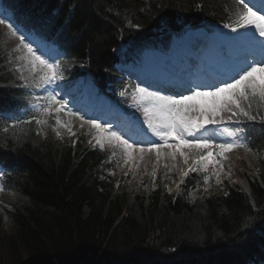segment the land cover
<instances>
[{"label": "trees", "instance_id": "16d2710c", "mask_svg": "<svg viewBox=\"0 0 264 264\" xmlns=\"http://www.w3.org/2000/svg\"><path fill=\"white\" fill-rule=\"evenodd\" d=\"M1 2L4 16L57 45L66 81L90 75L102 92L115 97L131 85L114 70L120 47L230 22L224 6L231 7L232 0ZM112 9L121 13L117 23L110 20ZM125 17L133 21L129 28L120 23ZM8 60L0 43V112L20 107L29 117L26 92ZM7 126L0 117V164L3 184L17 203L7 211L10 231L3 229L5 214L0 215V264H244L264 257V123L259 119L244 124L254 155L238 179L210 192L199 172L184 176L170 192L173 175L163 169L155 181L146 177L131 189L134 183L119 173V153L113 157L110 149L92 147L82 135L60 143L42 138L31 125L5 131Z\"/></svg>", "mask_w": 264, "mask_h": 264}, {"label": "snow or ice", "instance_id": "6c2138e0", "mask_svg": "<svg viewBox=\"0 0 264 264\" xmlns=\"http://www.w3.org/2000/svg\"><path fill=\"white\" fill-rule=\"evenodd\" d=\"M224 7L230 20L224 28L236 35L222 34L223 38L237 46L245 42L243 54L226 61V70L218 74L215 83L189 82L184 91L169 94L150 91L152 85L125 86L120 95L132 87L134 106L142 112L146 128L119 125L113 128L110 121L101 124L99 118L85 119L80 115L81 109H70L69 101L56 91V82L64 79L60 61L39 46L33 47L21 26L11 16H3L0 25L6 26L8 33L18 40L14 51L22 55L17 59L25 62L35 88L45 93L33 98L36 102L32 107L40 115L33 114L27 121L16 119L11 127L34 121L42 131L53 118L52 128L57 136H62L60 129L75 136L73 119H79L80 128L88 125L95 145L102 150L110 149L113 157L119 153L125 165L136 158L134 153L140 160L146 153H155L159 159L163 150L166 157L172 160L180 157L188 165L183 170L184 176L204 172L206 184L211 176H216L220 183L218 172L224 168L221 160L228 158L227 153L241 148L253 151L245 122L259 119L264 123V39L257 42V37L264 38V0H232L231 7ZM134 26L139 28L138 24ZM40 100L44 102L41 104ZM64 116L68 119H63ZM149 133L155 139L145 140Z\"/></svg>", "mask_w": 264, "mask_h": 264}, {"label": "rangeland", "instance_id": "374dc122", "mask_svg": "<svg viewBox=\"0 0 264 264\" xmlns=\"http://www.w3.org/2000/svg\"><path fill=\"white\" fill-rule=\"evenodd\" d=\"M216 31H220L222 34L229 35V30H215L214 32ZM210 37L212 38V35H210ZM28 38L33 42V47L39 46L40 48H42V50L48 51L44 44H39L38 41L32 36L28 35ZM0 43L2 46V50L4 51V53H7L8 55L9 60L7 61V65L10 67V69L11 67L12 68L18 67L19 69L20 74L17 75L16 73L17 78L21 79L22 81H26V82L31 81L28 69L25 66V62L17 59L20 55H22V53L14 51L15 46L18 44V40L12 37L10 33H8V30L6 26L4 25H0ZM221 53L224 54V49L221 50ZM151 55L152 54L145 56L143 59H141L136 64L137 67L141 65L143 68H146L148 65H151L152 63L151 57H150ZM141 62L143 63L140 64ZM21 77H23V79ZM56 83L58 85V87H56V91L60 93V96H65V98L69 101L68 107L72 109L73 111H75L77 108L81 109L82 111L80 112V115L84 116L85 119H88L90 117L93 118L91 116V113L94 112V110L86 108L85 103H83L87 101L86 99L87 93H90V95L95 99L96 101L95 104H98V105L105 104L109 106V108L116 110L113 104L109 100L99 95L96 89L90 86L88 81H81L79 84L74 85V86H69L68 88H64V85L60 81H57ZM140 87H144V86H140ZM42 93L44 96L45 93L43 91ZM43 102H44L43 100H40L41 104ZM120 112L122 113V118L120 120H117L116 123L114 122L112 123L113 128H116L117 125L137 126V127L146 128V125H143V119L140 120L139 117H135V115L131 113H123L122 111ZM62 118L68 119V117L66 116ZM99 122L101 124H104L106 121H104V119L102 118H99ZM54 123H55L54 119L50 118L49 123L43 126V130L41 131L43 137L50 138L53 136L62 142H72L76 135H78L81 132H84L90 138V140L95 144V141L93 140L92 135L89 133L88 125H85L84 128H80L79 125L81 121L79 119H73V131L76 133L75 136H70L69 134H67L65 129H60L62 136H57L55 131L52 128V125H54ZM141 136L143 137V133H141ZM144 139L147 140V139H155V138L151 137V134L149 133L147 137H144ZM234 151L235 153L232 154V152ZM232 152L226 154L228 157L227 159L221 160V163L224 165L223 170H220L218 172L219 179L221 182L217 183V177L211 176L206 184V187L208 189L211 188L213 185H216L222 188L223 185H225L226 183L235 181L238 163L244 162L246 160L244 156L252 155L250 152L244 151L242 148L239 150L235 149ZM134 157L136 158H134V160L130 162V164L125 165L122 160L119 166V173L124 176L127 175L128 179L134 183V185L130 187L131 189L138 187L140 184H143V181L146 179V177H148L147 174H149L147 173V171L151 167H153L152 171L155 172V176H156L160 168L167 165V169L169 170V172L176 173L177 177H181V175L183 174V170H185L188 167V165L180 164L181 163L180 159L182 160V158L180 157H177L176 160H171L170 162H168V160L165 159L163 150H162V155L159 157V159L156 157L155 153H146L144 155L143 160H140L138 158V154H135V153H134ZM217 159H220V158L217 157ZM190 163H191V160H190ZM229 173L231 174L229 175ZM0 176H1V173H0ZM175 181L176 180H174V182ZM145 187L148 188L147 185ZM13 202L17 203L16 197L14 196V194L10 191L4 190L2 187V184H0V214H5V217L3 218L2 222H3V229L6 231H10L12 229V221L10 217L7 215L6 209L12 210Z\"/></svg>", "mask_w": 264, "mask_h": 264}, {"label": "bare ground", "instance_id": "6f19581e", "mask_svg": "<svg viewBox=\"0 0 264 264\" xmlns=\"http://www.w3.org/2000/svg\"><path fill=\"white\" fill-rule=\"evenodd\" d=\"M62 3L64 4L65 3V0H62ZM119 14H121L119 11H116V9H112V15L110 16V20H113L114 19V23H117V21L119 20V19H116L118 16H120ZM126 15L128 16V13H126ZM127 20H124V22H120L121 24H122V26H124V27H126V28H129L130 27V25L132 24V20H128L129 19V17H125ZM117 26V25H116ZM192 38L193 39H195L196 37L195 36H192ZM261 39H264V38H260V37H257V42L259 41V40H261ZM244 47H246V43L245 42H242V44L240 45V46H237V49H236V51L234 52V54L232 55V59H237V58H239L242 54H243V51H241L242 49H244ZM177 54V51L176 52H174V56L172 57V58H174V57H177L178 55H176ZM212 56H213V52L212 51H203L202 53H200V55H199V57H200V59H198V61H199V68H198V70L197 71H195V74L196 75H200V73H201V71H206V70H209V71H211V72H214L209 66L208 67H206L205 65L210 61V59L212 58ZM88 59L90 58V56L88 55V57H87ZM91 59V58H90ZM192 60V59H191ZM170 64H172V63H170ZM169 64V65H170ZM184 68H186L185 66H184ZM187 74H184L183 75V79H180L179 77H178V80H180V81H185V78L187 79L188 77H190L189 75L190 74H192V69L191 68H187ZM174 75H177L176 73H174ZM153 78V77H152ZM158 79H160V78H158ZM142 83H146V82H144V81H141ZM171 82H173V81H171ZM190 82H193V81H190ZM155 84H156V82H154ZM157 85V84H156ZM166 88H170V89H174L172 86H168V87H166ZM172 91H174V92H177V90H172ZM178 92H180V91H178ZM89 100V99H88ZM0 148H2V147H0ZM219 158V157H218ZM189 164H190V161H189ZM247 262H245L244 264H246Z\"/></svg>", "mask_w": 264, "mask_h": 264}]
</instances>
